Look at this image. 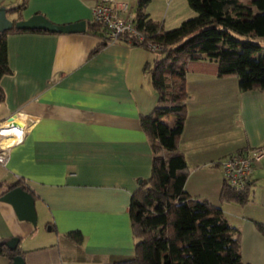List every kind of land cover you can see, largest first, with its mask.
I'll use <instances>...</instances> for the list:
<instances>
[{
	"label": "crops",
	"instance_id": "crops-1",
	"mask_svg": "<svg viewBox=\"0 0 264 264\" xmlns=\"http://www.w3.org/2000/svg\"><path fill=\"white\" fill-rule=\"evenodd\" d=\"M99 1L27 0L10 13L6 9L13 6L0 0L8 20L39 14L54 24L84 21L81 32L5 37L10 74L0 78V124L17 126L22 137L0 164V191L21 178L35 195L36 219L34 225L19 220L0 201V241L16 237L23 264H111L133 255L127 209L138 180L150 170L138 116L157 98L142 71L152 55L122 42L90 54L99 38L85 26ZM185 91L177 145L188 168L183 188L219 207L239 230L243 263L264 264V236L252 222L264 223V156L246 180L247 203L218 198L219 160L236 150L264 148V91L242 92L235 77L202 72L186 73ZM74 230L82 235L79 245L63 236ZM0 264H8L3 255Z\"/></svg>",
	"mask_w": 264,
	"mask_h": 264
},
{
	"label": "trees",
	"instance_id": "trees-1",
	"mask_svg": "<svg viewBox=\"0 0 264 264\" xmlns=\"http://www.w3.org/2000/svg\"><path fill=\"white\" fill-rule=\"evenodd\" d=\"M26 1L20 0L6 12L21 11ZM148 1L137 0L133 13L135 29L143 36V42L128 32L119 33L115 41L142 46L151 53L152 58L143 64L142 71L149 74L157 98L148 113L138 116L151 158L148 177L138 180L128 201L133 255L111 264H245L240 257L239 230L229 226L219 207L193 198L184 190L188 168L177 145L186 115V73L232 76L239 91H264V47L258 41H264V0H186L194 15L171 29H164L161 22L153 21L143 10ZM85 31L99 38L90 54L109 43L107 29L101 24L89 21ZM25 32L51 34L13 25L1 31L0 78L10 74L6 35ZM147 41L163 48L150 50L145 45ZM3 100L0 87V103ZM12 187H19L35 199L21 178L6 184L0 195ZM249 197L246 182L236 188L222 180L220 203L243 205ZM252 222L264 236V223ZM63 236L76 245L82 242V235L76 230ZM0 255L10 264L13 256L23 257V252L18 246L9 250L0 241Z\"/></svg>",
	"mask_w": 264,
	"mask_h": 264
},
{
	"label": "built area",
	"instance_id": "built-area-1",
	"mask_svg": "<svg viewBox=\"0 0 264 264\" xmlns=\"http://www.w3.org/2000/svg\"><path fill=\"white\" fill-rule=\"evenodd\" d=\"M128 8L125 2L100 0L90 9V21L97 22L107 29L109 42H115L118 34L122 32L134 34L139 42H143V36L136 31L133 16ZM145 45L150 50H161L163 48L162 45L152 44L148 41ZM20 134L19 140L22 137V129ZM8 147L0 148L1 165L5 163ZM263 156L264 148L262 146L225 155L218 162L222 180L233 187L241 188L249 175L259 166Z\"/></svg>",
	"mask_w": 264,
	"mask_h": 264
},
{
	"label": "water",
	"instance_id": "water-1",
	"mask_svg": "<svg viewBox=\"0 0 264 264\" xmlns=\"http://www.w3.org/2000/svg\"><path fill=\"white\" fill-rule=\"evenodd\" d=\"M14 26L18 29H42L51 33H70L81 32L84 30V21H77L69 24H54L44 18L42 15L34 14L23 20H15L13 23L4 15V8L0 7V32ZM0 201L8 203L19 220L29 221L35 224L36 214L34 209L33 197L20 189L12 187L0 195ZM18 239L10 237L2 241L4 246L9 250L16 247ZM10 264H23L21 256L16 255L11 259Z\"/></svg>",
	"mask_w": 264,
	"mask_h": 264
},
{
	"label": "rangeland",
	"instance_id": "rangeland-1",
	"mask_svg": "<svg viewBox=\"0 0 264 264\" xmlns=\"http://www.w3.org/2000/svg\"><path fill=\"white\" fill-rule=\"evenodd\" d=\"M19 1L4 0L3 4L16 6ZM123 2L128 5L129 11L134 13L137 0H124ZM143 10L148 13L154 21L161 22L164 29L174 28L178 26L183 19L194 15V11L187 5L186 0H149ZM258 41L262 47H264V41ZM2 174H5V172L0 168V175Z\"/></svg>",
	"mask_w": 264,
	"mask_h": 264
},
{
	"label": "bare ground",
	"instance_id": "bare-ground-1",
	"mask_svg": "<svg viewBox=\"0 0 264 264\" xmlns=\"http://www.w3.org/2000/svg\"><path fill=\"white\" fill-rule=\"evenodd\" d=\"M20 136V129L17 126L0 124V148L13 144L19 140Z\"/></svg>",
	"mask_w": 264,
	"mask_h": 264
}]
</instances>
